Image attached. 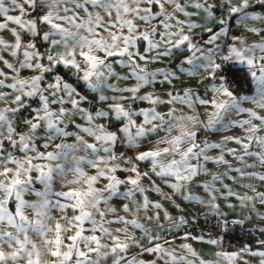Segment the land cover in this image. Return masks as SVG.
Returning <instances> with one entry per match:
<instances>
[{
  "label": "snow or ice",
  "instance_id": "1",
  "mask_svg": "<svg viewBox=\"0 0 264 264\" xmlns=\"http://www.w3.org/2000/svg\"><path fill=\"white\" fill-rule=\"evenodd\" d=\"M238 230L264 233V0H0V264H264Z\"/></svg>",
  "mask_w": 264,
  "mask_h": 264
},
{
  "label": "crops",
  "instance_id": "2",
  "mask_svg": "<svg viewBox=\"0 0 264 264\" xmlns=\"http://www.w3.org/2000/svg\"><path fill=\"white\" fill-rule=\"evenodd\" d=\"M209 26H211L209 24ZM216 138V137H214ZM171 210V209H170ZM191 211L193 213H196L197 215L199 214L198 213V209L197 208H192ZM203 218V217H200V219ZM193 227H195V225H193ZM255 233V232H254ZM256 234V239H264V233H255ZM177 244L180 243L179 240L176 241ZM194 244V247L197 248V250L205 257V258H212L215 251L217 250V248L215 246H212V245H208V244H205V243H196V242H193ZM252 248H258L259 245L256 244V240L255 242L253 243L252 246H250ZM247 261H248V264H258V260L259 258L258 257H251V256H245L244 257ZM236 264H243V261H240L238 260L236 262Z\"/></svg>",
  "mask_w": 264,
  "mask_h": 264
},
{
  "label": "built area",
  "instance_id": "3",
  "mask_svg": "<svg viewBox=\"0 0 264 264\" xmlns=\"http://www.w3.org/2000/svg\"><path fill=\"white\" fill-rule=\"evenodd\" d=\"M200 221L201 223H203V218H201ZM255 240H256V234L254 232H253V236L249 237V236H242L239 230L230 237L231 244L234 245L236 248H239V246L242 244H247L250 247L253 245Z\"/></svg>",
  "mask_w": 264,
  "mask_h": 264
}]
</instances>
